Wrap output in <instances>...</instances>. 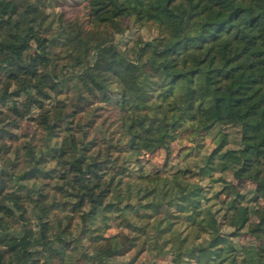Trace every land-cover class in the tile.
I'll return each mask as SVG.
<instances>
[{"label":"trees","instance_id":"trees-1","mask_svg":"<svg viewBox=\"0 0 264 264\" xmlns=\"http://www.w3.org/2000/svg\"><path fill=\"white\" fill-rule=\"evenodd\" d=\"M263 198L264 0H0V264H264Z\"/></svg>","mask_w":264,"mask_h":264},{"label":"rangeland","instance_id":"rangeland-1","mask_svg":"<svg viewBox=\"0 0 264 264\" xmlns=\"http://www.w3.org/2000/svg\"><path fill=\"white\" fill-rule=\"evenodd\" d=\"M61 8L71 10L70 5L62 6ZM71 12L74 13L75 11L73 10ZM73 13H71V14L74 15ZM136 34H139V36L141 35L144 39L148 40L154 35V31L153 30H147V29H141ZM121 39L122 38H120V37H116L115 40L117 42L118 40H121ZM126 39H128V38L123 39V41H126ZM128 48H130V46L129 47L122 46V49H124V50H129ZM222 133L224 134L223 136L227 137V139L229 140V142L231 144H234L233 142H235V139L237 136H236V133L233 129H227V130H225V132H222ZM196 139H197V137H196L195 133H190V132L189 133H187V132L183 133L181 140H180V143L176 145V148H175L176 153L179 154V156H183L185 154H188L196 146ZM220 139H221V137L217 136L214 139V141L220 140ZM212 142H213V139L209 138V139H207L206 144L209 145ZM180 148H181V150H180ZM179 150H180V152H178ZM164 156H165L164 153L161 151L160 152H154V153H152V155L150 154V156H146L145 159L147 161V164H145V165L147 166V169H152L153 167H156V168L162 167L163 161H164ZM252 187H254V185L250 182L241 183V184L236 183L235 190L245 191V190L252 188ZM260 202H261V204L264 205V198ZM129 257H131V256H129ZM129 257L126 258V260H124V262H121L119 264H127ZM142 261L143 262L145 261L149 264L153 261V257L150 255L144 254L140 257L138 264H140V262H142Z\"/></svg>","mask_w":264,"mask_h":264}]
</instances>
